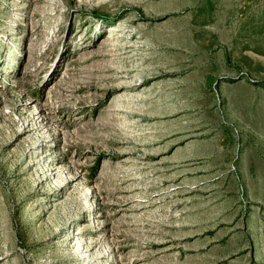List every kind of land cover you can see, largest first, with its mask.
I'll return each instance as SVG.
<instances>
[{
    "label": "rangeland",
    "instance_id": "1",
    "mask_svg": "<svg viewBox=\"0 0 264 264\" xmlns=\"http://www.w3.org/2000/svg\"><path fill=\"white\" fill-rule=\"evenodd\" d=\"M0 264H264V0H0Z\"/></svg>",
    "mask_w": 264,
    "mask_h": 264
}]
</instances>
